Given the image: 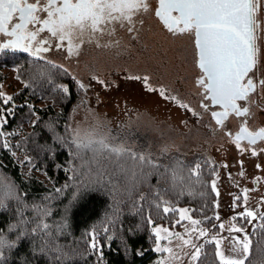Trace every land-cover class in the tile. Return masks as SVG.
Instances as JSON below:
<instances>
[{"label":"trees","instance_id":"obj_1","mask_svg":"<svg viewBox=\"0 0 264 264\" xmlns=\"http://www.w3.org/2000/svg\"><path fill=\"white\" fill-rule=\"evenodd\" d=\"M4 69L14 70L24 87L11 101L0 103V198L13 197L0 209V230L11 240L17 239L9 231L13 226L25 235L17 247L5 249L0 264H159L164 253L155 250V226L179 224L180 207H188L201 221L198 227H217L212 186L217 163L200 154H170L151 157L159 165L153 168L129 150L115 161L79 150L68 130L81 88L67 70L12 54L0 56V94ZM42 102L53 105L40 106ZM196 164L199 175L192 172ZM113 169L117 176L101 179L102 170ZM141 170L151 174L132 180L129 173ZM164 206L178 211L165 214ZM38 224L49 227L32 232ZM262 231L255 227L251 232L253 250L246 264L264 261ZM200 249L197 264H219L214 242L204 241Z\"/></svg>","mask_w":264,"mask_h":264},{"label":"rangeland","instance_id":"obj_2","mask_svg":"<svg viewBox=\"0 0 264 264\" xmlns=\"http://www.w3.org/2000/svg\"><path fill=\"white\" fill-rule=\"evenodd\" d=\"M262 5L264 8V0ZM138 33L141 35L127 34L122 51L97 47L77 65L62 66L81 88L79 100L71 109L69 137L79 150L90 154L99 148L96 142L103 140L110 147H123L147 157L200 154L217 163L218 170L212 181L216 195L218 193L217 227L193 226L191 220L195 218L188 207L182 206L179 211L187 209L190 219L172 227L157 224L155 229H161V238L156 236L155 248L172 250L164 252L159 264H197L198 261L191 260V244H184L174 235L167 240L162 238L167 235L164 231L167 229L199 247L204 241H219V249L225 256H236L231 249L243 233L230 230L243 228L251 235L258 223L241 218L239 213L246 210L256 212L257 216L264 213V154L244 155L245 152L238 153L235 148L229 157L226 140L208 133L211 125L203 119L205 116L199 106L201 94L196 85L199 70L192 40L168 34L154 16L145 20ZM3 75L2 95L5 99L13 98L24 83L12 69H4ZM135 76L148 77V84L131 78ZM149 85L166 88V94L176 100L149 92ZM89 143L91 147H83ZM20 160L24 161V157ZM37 174L45 179L43 174ZM220 224H223L222 229ZM194 227L203 229L206 235L199 236L198 231H193Z\"/></svg>","mask_w":264,"mask_h":264},{"label":"snow or ice","instance_id":"obj_3","mask_svg":"<svg viewBox=\"0 0 264 264\" xmlns=\"http://www.w3.org/2000/svg\"><path fill=\"white\" fill-rule=\"evenodd\" d=\"M257 8V0H158V5L152 9L168 32L193 38L197 51V65L202 73L198 83L204 89V99L222 108V111L211 113L219 125H224L230 114L247 117L249 108L245 105L251 102L250 98L256 92L257 84L264 88V77L257 79V73L264 72V67H257L256 34L260 27L255 18ZM149 9V0H0V41H2L0 56L19 51L44 60L45 57L40 55L41 52L61 49L68 54L79 55L80 49L85 45L95 43L100 47L98 37L112 36L118 28L125 29L129 33L137 31L136 25L143 23L142 17ZM41 33L46 35L40 36L38 40L37 37ZM54 42L55 47H53ZM48 63L52 62L49 60ZM131 78L142 80L146 85L149 80L146 76ZM62 90L68 92L67 87H63ZM147 90L165 99L176 100L175 97L166 94V88L149 85ZM11 99L7 97L0 100V103H7ZM179 106L190 110L185 104ZM202 106L207 108L209 105ZM2 119L3 114L0 110V121ZM242 139H248L251 144H255L257 139L264 140V129L253 134L247 127H241L235 135L238 145ZM96 143L99 144V148L94 151L104 157L111 156L113 161L126 151L123 147H110L103 140ZM83 147H91V143ZM252 154L257 153L253 150ZM133 158L151 164L153 168L159 167L151 157L140 155ZM117 167L121 172L124 171L122 165L117 164ZM197 169H199L198 164L192 167V172L199 175ZM150 174L143 170L139 175L136 172L129 173L131 179L137 182L146 179ZM105 175L117 176L118 173L115 169L110 172L102 170L101 179ZM120 178L124 179V177ZM212 186L214 188L215 184L213 183ZM11 198L13 197L10 195L0 198V209L6 207L5 199ZM156 207L161 208V205L157 204ZM177 211L167 206L162 207V212L165 214ZM187 212V209L179 211L178 223L190 219L186 215ZM239 216L248 219L249 222L257 220L256 227L264 230V223L259 222L264 221V213L257 216L256 212L246 210L239 213ZM200 223V220H191L193 226ZM48 227L47 224H38L37 228L31 231L36 232L38 229ZM219 228L222 229L223 224H220ZM9 231L15 232L17 239H9L4 235V231L0 230V262L4 260L5 249L17 247V241L23 239L25 235L22 231H16V226L11 227ZM160 231L159 227L155 229L158 238H161ZM164 231L167 235L162 237L163 239L167 240L174 235L182 239L184 244H191L193 249L191 260L199 261L201 256L199 246L193 244L191 240L183 239L179 233H171L167 229ZM193 231H198L201 237L206 235L203 229L194 227ZM230 231L243 233V237L237 238L238 244L231 249L233 253H237L236 256H225L219 249L220 242L214 241L219 264H246L253 250V238L243 228H234ZM261 238L264 239V231ZM97 246L96 242L92 243L93 248ZM155 250L172 251L167 247H157ZM260 264H264V261Z\"/></svg>","mask_w":264,"mask_h":264},{"label":"flooded vegetation","instance_id":"obj_4","mask_svg":"<svg viewBox=\"0 0 264 264\" xmlns=\"http://www.w3.org/2000/svg\"><path fill=\"white\" fill-rule=\"evenodd\" d=\"M150 2V9L148 12L144 13L142 19L143 23L148 17L154 16L159 22V18L154 15V12L152 11L153 8H155L158 5V0H149ZM258 2V8L255 13V18L259 23V30L257 32V40H256V46H257V59H258V65L257 67H264V8L262 5V0H257ZM142 24H137L136 28L137 31H134L132 33L127 32L125 29L118 28L114 35L112 36H100L99 44L100 47H104L106 49H116L117 51L123 50L122 43L125 40V37L127 34L131 36H138L141 35L140 29L143 26ZM161 23V22H160ZM162 24V23H161ZM163 25V24H162ZM164 27V26H163ZM165 31L172 35V36H186L190 40L193 41V38L188 35H173L172 33L168 32L167 29L164 27ZM46 35V33H41L38 35L37 39L39 40L40 36ZM2 42V41H0ZM109 45L105 47L104 45ZM194 45V43H193ZM47 47V45H45ZM53 47H55V42L53 43ZM98 47V48H100ZM97 48L96 44H89L83 46L80 51L79 55H71L68 54L66 51L61 49L60 51H48V52H41L40 55L44 56V60H39L35 56L29 54V53H23V52H16V53H10L15 56L19 57H26L28 60L33 61H43L47 62L50 60L52 63L58 66H65V65H77L79 60L83 58L84 56H87L91 54L93 50ZM195 52V59H196V67L199 70V76L196 77V85L198 88H200V94H201V101L199 102L200 109L202 111V115L205 116L203 119L206 123H210L211 127L208 129V133L213 134L214 136H220L224 138L227 143V146L225 147L226 152L228 153L229 157H232L234 151L239 150L238 153H241V151L245 152L243 153L248 154L250 156H253L252 152L255 150V152L258 154L263 153L264 154V140L257 139L255 144H251L248 139H242L239 142V145L237 144L235 140V135L238 133L241 129V127H247L250 132L253 134L259 132L261 129H264V88H261L259 84H257L256 92L251 95V102L246 104L249 108V114L247 117H241V116H235L234 114H230L228 118L225 120L224 125H219L216 123V119L212 117L211 113L213 111H222V108L220 106H212V104L204 99V89L199 85L198 80L201 77V71L197 66V51L194 47ZM264 77V72H258L257 73V79ZM243 103V102H239ZM208 104L209 106L207 108L203 107L202 105ZM246 121V123H245ZM231 133V134H230ZM230 146V147H229ZM237 148L236 150H234ZM234 150V151H233ZM234 157V156H233Z\"/></svg>","mask_w":264,"mask_h":264},{"label":"water","instance_id":"obj_5","mask_svg":"<svg viewBox=\"0 0 264 264\" xmlns=\"http://www.w3.org/2000/svg\"><path fill=\"white\" fill-rule=\"evenodd\" d=\"M162 24H163V22L162 21H160ZM198 66V65H197ZM199 68V67H198ZM201 71V70H200ZM212 106H218V105H214V104H212Z\"/></svg>","mask_w":264,"mask_h":264},{"label":"crops","instance_id":"obj_6","mask_svg":"<svg viewBox=\"0 0 264 264\" xmlns=\"http://www.w3.org/2000/svg\"><path fill=\"white\" fill-rule=\"evenodd\" d=\"M164 253V252H163Z\"/></svg>","mask_w":264,"mask_h":264}]
</instances>
